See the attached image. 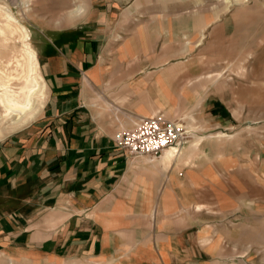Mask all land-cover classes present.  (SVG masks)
Returning <instances> with one entry per match:
<instances>
[{"label":"crops","instance_id":"0c3cea01","mask_svg":"<svg viewBox=\"0 0 264 264\" xmlns=\"http://www.w3.org/2000/svg\"><path fill=\"white\" fill-rule=\"evenodd\" d=\"M82 2L38 3L47 96L0 140V264H264V179L244 168L238 79L221 76L234 15ZM152 116L191 131L179 153L116 145Z\"/></svg>","mask_w":264,"mask_h":264},{"label":"rangeland","instance_id":"374dc122","mask_svg":"<svg viewBox=\"0 0 264 264\" xmlns=\"http://www.w3.org/2000/svg\"><path fill=\"white\" fill-rule=\"evenodd\" d=\"M39 1L33 4L31 13H24L22 16L20 1L18 5H14V0H0V5L12 9L21 24H25L29 29L31 44L36 54L41 32L39 21L44 19V15L39 13ZM52 1L57 2L58 11H62V8H60L62 2L68 3V12L66 11L68 16L70 14L76 16L72 11L76 6L81 7L83 5L82 0ZM172 1L175 12L183 7H190L191 12L204 10L215 12L217 15H225V13L234 15L237 63L233 64V59L232 61L227 59L221 76H235L239 81L230 80L227 84V90L232 95L231 90L234 87H239L240 103L238 104L237 99L232 96L229 103L232 109L238 110L239 107L241 112V114L235 113V115L238 118L241 117L244 168L253 170L264 179V0H189V6L185 3V5L182 4L181 0ZM158 5L160 4L158 3ZM157 9L162 8L159 6ZM0 51V56H3L2 59L5 64L14 56L8 49H5L2 39H0ZM226 52L228 54L232 53L231 46L229 49L226 48ZM40 63L42 65L41 60ZM16 67L14 62L13 65L9 66V69L16 70ZM33 122L30 124H33ZM174 122L182 123L187 129L182 120ZM30 124L27 126H30ZM188 131L190 133L187 142L191 138V131ZM222 138H226V136L223 134Z\"/></svg>","mask_w":264,"mask_h":264},{"label":"bare ground","instance_id":"6f19581e","mask_svg":"<svg viewBox=\"0 0 264 264\" xmlns=\"http://www.w3.org/2000/svg\"><path fill=\"white\" fill-rule=\"evenodd\" d=\"M19 1L23 16L32 12V6L38 0H14V5ZM83 11L82 7L76 6L72 13L81 15ZM30 35L14 11L0 5V39L5 49L14 54L6 64L0 56V140L32 123L45 104L47 86ZM14 62L17 69L10 70L9 66ZM174 152L177 151L171 149L168 157H172Z\"/></svg>","mask_w":264,"mask_h":264},{"label":"built area","instance_id":"2783aa9c","mask_svg":"<svg viewBox=\"0 0 264 264\" xmlns=\"http://www.w3.org/2000/svg\"><path fill=\"white\" fill-rule=\"evenodd\" d=\"M189 131L183 124L169 121L163 116L142 119L133 129L119 130L115 143L129 156H160L167 149L179 153L187 143Z\"/></svg>","mask_w":264,"mask_h":264}]
</instances>
